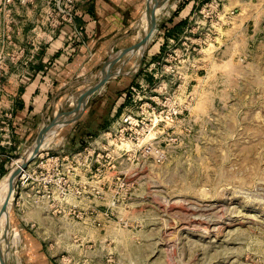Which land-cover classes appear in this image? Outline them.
<instances>
[{"label":"rangeland","instance_id":"374dc122","mask_svg":"<svg viewBox=\"0 0 264 264\" xmlns=\"http://www.w3.org/2000/svg\"><path fill=\"white\" fill-rule=\"evenodd\" d=\"M183 2L165 3L140 60H117L121 74L74 126L55 128L15 184L10 226L21 241L7 246L3 264H23L22 229L53 264H264V0H197L175 27ZM56 7L0 0L1 90L26 57L20 31ZM104 67L68 87L46 122L73 111ZM102 116L103 129L88 125ZM38 134L12 157L0 151V186Z\"/></svg>","mask_w":264,"mask_h":264},{"label":"crops","instance_id":"0c3cea01","mask_svg":"<svg viewBox=\"0 0 264 264\" xmlns=\"http://www.w3.org/2000/svg\"><path fill=\"white\" fill-rule=\"evenodd\" d=\"M196 2H183L171 24L183 21L180 26L184 25ZM147 3L148 0H76L74 24L53 30L37 16L35 22L20 31L18 39L24 38L20 42L25 45L26 57L18 68L6 73L0 89V107L10 113L5 137L0 141L2 154L14 156V149H20L36 131L39 133L51 113L61 110L57 103L68 87L81 83L78 79L97 72L113 54L132 45ZM86 120L82 119L84 125L90 121L88 125L97 130L109 121L107 116H102L96 125L95 120ZM22 232L23 264H53L35 234L26 229Z\"/></svg>","mask_w":264,"mask_h":264},{"label":"bare ground","instance_id":"6f19581e","mask_svg":"<svg viewBox=\"0 0 264 264\" xmlns=\"http://www.w3.org/2000/svg\"><path fill=\"white\" fill-rule=\"evenodd\" d=\"M167 3H168V1H167ZM166 6H167V4L163 5L161 8H159L156 11L155 18L163 12V10L165 9ZM140 24L141 25H139V26L137 25L138 27L136 29L137 43H141V41L143 40V38L145 36H149V40H150L151 37L155 34V32L157 30L156 28H154V29L151 28L150 21L146 16H143V19H142ZM144 49H145L144 47H139L133 53H130L128 55H131V56L134 55L133 57H136V60H138L140 58L142 52L144 51ZM126 57H127V55L123 56L124 59L128 58V57L127 58ZM104 76H105V73H103V72L98 73V75H96L95 80H97V81L95 82V84H97L100 80H102L104 78ZM95 84H93V85H95ZM90 87H88L87 89L82 91V93L87 92ZM72 106H74V107L76 106L73 111L69 112V110H68L66 112H61L58 114L57 121L59 122V124L57 127L59 129H63L66 126V124H63V122H66V121L72 122L80 114V107L79 106H81V104L79 102V99H78V101L76 99V101L73 102ZM65 118H66V120H65ZM50 122H48L47 124H49ZM70 123H68V124L73 125V123H71V124ZM50 136H48L49 138L46 137V139L40 144V149H41L40 151H42L43 147L48 148L49 145H51L53 143L54 138H50ZM33 150H34V147L29 148L28 154L26 155V157H24L25 161L26 160L28 161L33 156V154H34ZM21 165H22V162L20 165H18V167H21ZM16 179H17V177H16L15 171H14L13 173L9 174V177H7L5 182L0 186V264H3L2 253L4 251H6L7 246L9 245V248H11L12 244H14L15 246H18L20 244V241H21L19 231L17 229H11V226H10V210H11L10 205H12V201H13V195H14L13 184L17 182ZM4 205H7V208L3 212L2 208Z\"/></svg>","mask_w":264,"mask_h":264},{"label":"water","instance_id":"95a60500","mask_svg":"<svg viewBox=\"0 0 264 264\" xmlns=\"http://www.w3.org/2000/svg\"><path fill=\"white\" fill-rule=\"evenodd\" d=\"M167 1L169 0H148V3L146 5V10L144 13V16H146L151 24V28L154 29L155 27V14L156 11L161 8ZM149 36H145L143 38V40L141 41V43H136L134 45H132L131 47H128L126 49H123L120 53L115 54V56H111L108 61L105 63V67L103 69V73H105V76L102 80H100L97 84L92 85L87 92L82 93L79 97V102L82 106V111L81 113L77 116V118H75L71 123L75 124L79 121V119L82 117L85 108L87 106V103L90 99V97L99 89L103 88L105 86V84L111 80L112 78L117 77L118 75H120L121 73L118 72H113L112 71V66L115 64V62L121 58H123V56L128 55L130 53H133L137 48L139 47H144L146 48L148 43H149ZM57 118H54L49 124H46L43 129H41L39 131L37 140L34 147V154L33 156L27 161L24 160V156H23V162L21 167H17V169H15V175L17 177V181L19 180V178L21 177L23 171H25L28 166L35 161V159L41 154V149H40V144L46 139V137L53 135L55 133V128L58 126L59 122L57 121ZM70 123L69 121L63 122V124L69 125L68 123ZM70 123V124H71ZM62 124V125H63ZM58 130V129H57ZM57 132V131H56ZM17 183V182H16ZM13 184V188H15V184ZM7 205H4L2 208V211L4 212V210H6ZM8 264V263H6Z\"/></svg>","mask_w":264,"mask_h":264},{"label":"built area","instance_id":"2783aa9c","mask_svg":"<svg viewBox=\"0 0 264 264\" xmlns=\"http://www.w3.org/2000/svg\"><path fill=\"white\" fill-rule=\"evenodd\" d=\"M75 11H76V0H57L56 10L53 13H49L46 16L45 22L53 30H56L63 25H67V24L72 25L76 21ZM27 169L23 171L21 177L16 183V187L18 182L21 181V183H23L25 181V178L27 176L26 175Z\"/></svg>","mask_w":264,"mask_h":264},{"label":"trees","instance_id":"16d2710c","mask_svg":"<svg viewBox=\"0 0 264 264\" xmlns=\"http://www.w3.org/2000/svg\"><path fill=\"white\" fill-rule=\"evenodd\" d=\"M182 5H183V4H182ZM180 8H181V6H180L179 9L176 11L175 16L178 15V13H179V11H180ZM172 21H173V20H172ZM181 23H183V21L180 22V23H178V24H176V25H174V26H175V27H179ZM167 28H168V26H167L166 28H164L163 30L166 31V30H168ZM172 28H173V27H172ZM153 58H154V57H153ZM121 109H122L121 107L118 109V111H117V115H118V112H120ZM106 126H107V125H106ZM106 126H105V127H106ZM93 136H95V133H94L90 138L92 139Z\"/></svg>","mask_w":264,"mask_h":264}]
</instances>
